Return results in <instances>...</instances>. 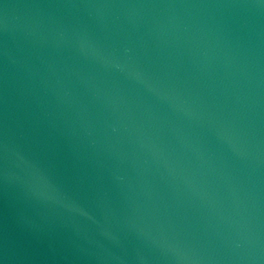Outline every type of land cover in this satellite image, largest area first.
<instances>
[{
    "label": "water",
    "instance_id": "water-1",
    "mask_svg": "<svg viewBox=\"0 0 264 264\" xmlns=\"http://www.w3.org/2000/svg\"><path fill=\"white\" fill-rule=\"evenodd\" d=\"M0 264H264V0H0Z\"/></svg>",
    "mask_w": 264,
    "mask_h": 264
}]
</instances>
